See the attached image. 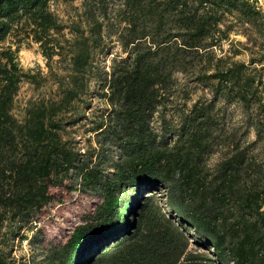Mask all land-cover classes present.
Here are the masks:
<instances>
[{
    "label": "trees",
    "instance_id": "trees-1",
    "mask_svg": "<svg viewBox=\"0 0 264 264\" xmlns=\"http://www.w3.org/2000/svg\"><path fill=\"white\" fill-rule=\"evenodd\" d=\"M53 1L0 0V264H264V80L251 69L264 64L259 0H118L111 24L108 0H85L72 25ZM233 31L251 43L248 63L224 51ZM113 36L121 51L106 70ZM30 43L57 91L18 116L21 82L41 85L19 62ZM190 76L209 100L188 106ZM92 80L99 113L87 110ZM220 101L238 103L254 140L219 127ZM83 118L86 147L72 135ZM146 190H164L170 212ZM77 191L96 195L93 208L51 238V205ZM181 227L209 251L191 249Z\"/></svg>",
    "mask_w": 264,
    "mask_h": 264
},
{
    "label": "rangeland",
    "instance_id": "rangeland-1",
    "mask_svg": "<svg viewBox=\"0 0 264 264\" xmlns=\"http://www.w3.org/2000/svg\"><path fill=\"white\" fill-rule=\"evenodd\" d=\"M84 1L85 0H54L52 2V9L57 12L60 17L68 24L72 25L75 22L82 21L84 17ZM118 0H108L106 2L108 7V12L106 14L105 22L106 24L115 23L117 18L113 8L117 6ZM258 5L261 6L264 11V0H259ZM70 30L67 29V33L70 34ZM116 37L113 36L114 42L111 54L105 56L103 64L106 66V70L109 69L114 55L121 51L119 45L115 41ZM251 43L247 40V35L244 32H231L230 40L224 42L223 48L225 53L229 55H234L235 59L249 62L251 58L250 50L247 46ZM234 52H237L234 54ZM18 58L20 65L25 72H30L32 74H37L38 79L41 80V85L37 86L29 79H25L21 82L20 89L16 95L15 99V112L18 116H21L25 108L32 102L38 101L42 98H49L54 95L57 91V83H55L53 77L49 74V67L47 65V60L43 56L41 49L38 44L30 43L29 45H24L18 52ZM264 65V64H262ZM262 65H252L257 67L253 73L256 76L261 75L264 80V70H261ZM191 77V76H190ZM99 81H91V94H92V104L88 106V113H99L102 108L106 107L104 98L101 95V86ZM189 88V99L187 100L188 106L198 99L209 100L212 97V93L204 85L197 83L191 78L187 80V85ZM184 88V87H183ZM217 116L221 118L222 123H219V127H225L226 130L235 128L239 135L246 132L248 135V140H254L256 134L254 129L248 127V121L242 108L236 102H222L220 101L215 107ZM89 122L87 119L83 118L79 123L75 124L73 127L72 135L80 141L81 147H86V139L90 137V133L87 131ZM215 148H220V145L215 144ZM215 150V149H214ZM217 150V149H216ZM219 154L215 151L209 157L210 162H215L218 159ZM151 190H146L145 194H157L161 204L167 212H170L168 206L166 205V197L164 195V190L162 192ZM67 200L63 203L54 202L52 206L54 221L49 225V236L54 238L55 236L61 237L66 232L70 230L73 223L76 221L77 216L84 210H91L97 200L96 195L92 192H81L77 191L72 197L66 198ZM182 232L190 240L191 249H200L202 251H209L206 248L205 241L199 237L192 228L181 227Z\"/></svg>",
    "mask_w": 264,
    "mask_h": 264
}]
</instances>
